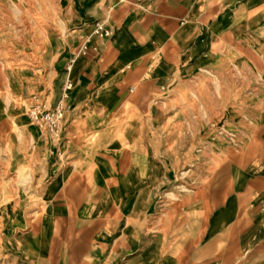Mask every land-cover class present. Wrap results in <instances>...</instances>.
<instances>
[{
	"label": "rangeland",
	"instance_id": "1",
	"mask_svg": "<svg viewBox=\"0 0 264 264\" xmlns=\"http://www.w3.org/2000/svg\"><path fill=\"white\" fill-rule=\"evenodd\" d=\"M35 1L0 6V264H81L72 259L76 245L94 226L80 220L78 212L86 199L79 201V196L83 192L92 196L94 169L104 175L108 168L115 170L107 149L118 143L124 153L140 155L143 148L153 146L147 157L164 169L155 183L146 184L145 209L133 218L138 245L120 264H137L135 260L145 249L155 246L160 252L157 264L165 256L175 257L177 264H202L199 255L207 239L220 235L224 239L226 234L233 238V231L211 236L208 229L214 214L237 192L234 172L239 166L235 160L240 165L257 153L250 150L254 136L221 133L220 119L216 124L213 118L207 119L211 128L204 129L201 113L204 107L207 111V99L212 95L200 80L192 85L185 75L140 108L134 101L136 94L114 111L95 95V103L90 105L71 102L75 110L66 114L57 135L33 125L27 109L34 98L58 104L67 80L66 54L74 50L80 36L89 34L92 25L75 11L76 2ZM123 3L102 0L87 4L97 13L95 21L108 20L114 31L121 26L115 15ZM206 80L215 84L212 75ZM224 89L227 92L220 96L222 101L227 98L223 102L226 109L238 97L234 87ZM154 111L161 118H154ZM192 114L197 118H191ZM128 167L123 165L120 171L124 173ZM118 184L109 182L107 186ZM132 186L136 189V184ZM107 201L122 202L113 195ZM136 202L130 200L131 206H137ZM189 205L193 211L188 210ZM15 209L19 212L12 213ZM68 209L73 214L66 213ZM204 214L207 220L201 229L175 226L183 224L184 217L195 223ZM40 216L47 218L51 228L48 241L40 240L42 223L34 221ZM116 218L110 214L106 222Z\"/></svg>",
	"mask_w": 264,
	"mask_h": 264
},
{
	"label": "crops",
	"instance_id": "2",
	"mask_svg": "<svg viewBox=\"0 0 264 264\" xmlns=\"http://www.w3.org/2000/svg\"><path fill=\"white\" fill-rule=\"evenodd\" d=\"M18 1L0 0V6ZM69 1L76 2L75 11L83 21L92 24L90 34L94 24L100 21H95L97 13L87 3L102 0ZM121 2L127 3H123L121 11L115 15L117 21L121 20L119 30L113 31L108 20H104L112 30L111 37L94 38L89 54L78 58L74 64L71 73L73 90L64 102L68 106L66 114L75 110L71 108L75 107L71 102L90 105L95 103L92 101L95 95L99 97V103L114 111L129 95L136 94L134 101L140 108L147 100L157 99L177 85L182 75L187 76L192 85L200 80L202 86L207 87V93L212 95L207 99V111L204 107L201 113L204 129L211 128L207 119L213 118L216 124L220 119L221 133L254 136L250 150L257 153L251 155L252 160L240 165L235 160V166H239L234 172L237 192L219 208L209 225L211 236L233 231V238L226 234L224 239L221 235L217 239H207L199 256L203 258L202 264H264V0ZM89 34L80 36L74 48ZM72 52L66 54V65ZM199 73L200 78L195 79ZM211 75L215 84L206 80V76ZM17 77L23 83L21 76ZM25 85L29 86L27 82ZM11 86L12 83L10 89L15 93ZM228 86L234 87L238 98L233 101V106L225 109L223 102L227 98L222 101L220 94H225L224 88ZM161 116L154 111V118ZM191 118L197 117L192 114ZM128 132L132 138L133 130L130 128ZM154 149L153 146L143 148L140 155L124 153L119 143L109 146V160L115 170L108 168L104 175L100 169H94L90 176L92 196L85 192L79 196V201H83V197L86 199L78 212L80 220L92 222L94 227L77 243L74 262L120 264L124 255L129 257L130 251L137 248L133 218L145 209L146 184L155 183L164 170L147 157ZM123 165H129L124 173L120 171ZM109 182L119 184L109 188ZM131 183L136 184V189L130 187ZM111 195L122 202L109 203L107 200ZM130 200H137V206H131ZM191 209L192 205H189L188 210ZM66 213L71 215L73 211L68 209ZM110 214L118 218L106 222ZM46 219L44 216L34 218L36 224L42 223L40 240L43 241H48L52 235ZM206 220L207 214L195 223H188L184 217V223L178 222L175 226L201 229ZM159 253L158 246L153 250L145 249L135 261L137 264H157ZM161 264H177V261L173 256H165Z\"/></svg>",
	"mask_w": 264,
	"mask_h": 264
},
{
	"label": "built area",
	"instance_id": "3",
	"mask_svg": "<svg viewBox=\"0 0 264 264\" xmlns=\"http://www.w3.org/2000/svg\"><path fill=\"white\" fill-rule=\"evenodd\" d=\"M112 35V30L106 26L104 21L96 22L91 33L82 38L81 42L74 48L71 53L69 62L66 65L67 80L63 89L62 97L56 106H52L50 102L34 98V102L27 109V115L31 123L41 129L46 130L51 135H57L63 127L66 120V112L68 106L64 104L70 97V91L73 84L71 73L77 59L85 57L93 48L94 38H109Z\"/></svg>",
	"mask_w": 264,
	"mask_h": 264
},
{
	"label": "bare ground",
	"instance_id": "4",
	"mask_svg": "<svg viewBox=\"0 0 264 264\" xmlns=\"http://www.w3.org/2000/svg\"><path fill=\"white\" fill-rule=\"evenodd\" d=\"M12 87V86H11ZM9 213H10V209H9Z\"/></svg>",
	"mask_w": 264,
	"mask_h": 264
}]
</instances>
